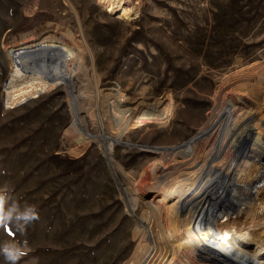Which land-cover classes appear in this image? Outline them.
Returning a JSON list of instances; mask_svg holds the SVG:
<instances>
[{
	"label": "rangeland",
	"instance_id": "1",
	"mask_svg": "<svg viewBox=\"0 0 264 264\" xmlns=\"http://www.w3.org/2000/svg\"><path fill=\"white\" fill-rule=\"evenodd\" d=\"M130 3L135 14L120 18L98 0H0V187L40 214L24 234L0 228V242H28L19 264H162L152 243L134 254L148 223L144 200L97 143L66 133L73 125L69 91L92 90L95 76L33 88L19 51L41 42L43 33L69 29L78 41L84 38L91 51L86 64L101 79L109 118L121 117L132 103L171 96L172 122L136 125L127 131L134 144L114 149L116 161L137 180L160 157L143 145L188 140L211 109L223 75L238 63L264 62V0Z\"/></svg>",
	"mask_w": 264,
	"mask_h": 264
},
{
	"label": "bare ground",
	"instance_id": "2",
	"mask_svg": "<svg viewBox=\"0 0 264 264\" xmlns=\"http://www.w3.org/2000/svg\"><path fill=\"white\" fill-rule=\"evenodd\" d=\"M98 1L120 18L135 14L131 0ZM40 38L18 54L31 71L33 88L74 78L88 81L91 74L96 78L92 90L81 83L83 87L69 91L73 125L66 133L79 143H97L125 175L132 192L144 200L148 223L134 254L152 243L162 264H264V62L238 63L236 70L223 75L211 109L188 140L143 145L160 157L137 180L116 161L114 149L134 144L128 142L127 131L136 125L172 122L175 103L170 95L132 103L121 117L109 118L101 79L94 65L86 64L85 55L91 51L84 38L78 41L69 29ZM23 39L33 40L26 35ZM140 113L144 116L138 121ZM86 119L93 131L86 128ZM236 211L238 218L226 219ZM222 217L224 221L218 220Z\"/></svg>",
	"mask_w": 264,
	"mask_h": 264
},
{
	"label": "clouds",
	"instance_id": "3",
	"mask_svg": "<svg viewBox=\"0 0 264 264\" xmlns=\"http://www.w3.org/2000/svg\"><path fill=\"white\" fill-rule=\"evenodd\" d=\"M40 219L36 205L25 203L23 206L14 199L7 186L0 187V228L6 232L12 226L16 232L24 234L29 225ZM28 242L6 240L0 242V256L5 264H19V261L27 255Z\"/></svg>",
	"mask_w": 264,
	"mask_h": 264
}]
</instances>
